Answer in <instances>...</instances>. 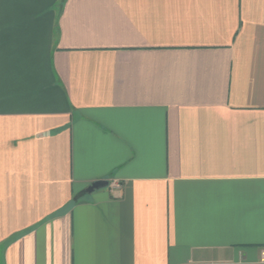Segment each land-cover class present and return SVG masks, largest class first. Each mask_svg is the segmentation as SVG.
<instances>
[{
	"label": "crops",
	"instance_id": "crops-1",
	"mask_svg": "<svg viewBox=\"0 0 264 264\" xmlns=\"http://www.w3.org/2000/svg\"><path fill=\"white\" fill-rule=\"evenodd\" d=\"M263 251L264 0H0V264Z\"/></svg>",
	"mask_w": 264,
	"mask_h": 264
},
{
	"label": "water",
	"instance_id": "water-1",
	"mask_svg": "<svg viewBox=\"0 0 264 264\" xmlns=\"http://www.w3.org/2000/svg\"><path fill=\"white\" fill-rule=\"evenodd\" d=\"M105 185H108V181H104V180L95 181L93 184H91L88 187L87 190L88 191H93L95 188L102 187V186H105Z\"/></svg>",
	"mask_w": 264,
	"mask_h": 264
},
{
	"label": "built area",
	"instance_id": "built-area-1",
	"mask_svg": "<svg viewBox=\"0 0 264 264\" xmlns=\"http://www.w3.org/2000/svg\"><path fill=\"white\" fill-rule=\"evenodd\" d=\"M119 186V183H118V181H113V183H112V187H118ZM263 255V260H264V251H263V253H262Z\"/></svg>",
	"mask_w": 264,
	"mask_h": 264
}]
</instances>
